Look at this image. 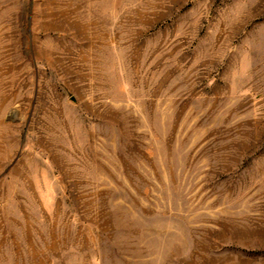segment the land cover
I'll return each instance as SVG.
<instances>
[{
    "label": "rangeland",
    "instance_id": "rangeland-1",
    "mask_svg": "<svg viewBox=\"0 0 264 264\" xmlns=\"http://www.w3.org/2000/svg\"><path fill=\"white\" fill-rule=\"evenodd\" d=\"M0 264H264V0H0Z\"/></svg>",
    "mask_w": 264,
    "mask_h": 264
}]
</instances>
